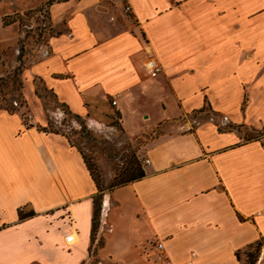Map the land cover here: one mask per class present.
I'll list each match as a JSON object with an SVG mask.
<instances>
[{
  "label": "crops",
  "instance_id": "crops-1",
  "mask_svg": "<svg viewBox=\"0 0 264 264\" xmlns=\"http://www.w3.org/2000/svg\"><path fill=\"white\" fill-rule=\"evenodd\" d=\"M49 10V55L25 84L30 118L0 110V264H164L155 239L170 264H242L236 253L260 241L264 264V0H67ZM35 77L91 124L110 111L129 132L206 117L150 139L144 176L100 194L82 153L44 130ZM242 130L255 136L243 141Z\"/></svg>",
  "mask_w": 264,
  "mask_h": 264
},
{
  "label": "rangeland",
  "instance_id": "rangeland-1",
  "mask_svg": "<svg viewBox=\"0 0 264 264\" xmlns=\"http://www.w3.org/2000/svg\"><path fill=\"white\" fill-rule=\"evenodd\" d=\"M50 1L56 3L64 0H0V77L10 78L7 80V86L3 88V97L8 102L5 105H12L23 118L29 115L25 98L28 70L42 59V52L53 34ZM19 81L22 86H19ZM32 82L48 120L47 128L64 134L82 153L87 167L104 192L119 186V182L127 178L137 166L143 169L142 149L150 139L178 131L184 123L198 122L201 117H206L204 113L207 112H191L183 118L181 115L179 118L174 117L176 119L168 118L167 123L156 125L152 130L141 128L129 132L121 125L120 116L116 111L108 112L103 119L98 120V124H91L86 118L75 119L66 107L59 104L52 93L44 88L38 78L35 77ZM148 110L152 116H159L161 113L154 106ZM136 112L131 110L126 113L125 127L130 128L136 124ZM178 113L177 109L170 107L169 116H177ZM214 120L220 124L218 115H214ZM242 131L243 141L255 136L249 131ZM243 252L241 261L249 264L250 258L246 254H255V246L244 249ZM259 252L255 254L254 264L260 256Z\"/></svg>",
  "mask_w": 264,
  "mask_h": 264
},
{
  "label": "trees",
  "instance_id": "trees-1",
  "mask_svg": "<svg viewBox=\"0 0 264 264\" xmlns=\"http://www.w3.org/2000/svg\"><path fill=\"white\" fill-rule=\"evenodd\" d=\"M64 1H67V0H64ZM53 3H51V1L49 2V5L51 6ZM10 78H7V79H5V78H2V77H0V110H5V111H7V112H9V113H15V112H17V110H16V108H14V107H12V105H11V107H7L5 104H7L8 102H6V100L4 99V94H3V88L4 87H6L7 85V80H9ZM19 86H22V83L19 81ZM20 97L22 98V95L20 94ZM13 106H15L14 105V103H13ZM204 111V109H200V110H198V111H196V113H201V112H203ZM75 119H77V120H80L81 118L80 117H78V116H74V115H72ZM44 130H50V129H48V128H44ZM51 132H56V131H53V130H50ZM87 166V165H86ZM88 170H89V168H88ZM90 171V170H89ZM90 174H91V176H92V178L94 179V177H93V175H92V173H91V171H90ZM144 176V171H143V169L141 168V167H139V166H137L136 167V169H134L133 170V172L131 173V174H129V176H127V178H125V179H123L121 182H119V185H124V184H127V183H129V182H132V181H135V180H139L140 178H142ZM94 181H95V179H94ZM96 182V181H95ZM96 185H97V188H98V191L100 192V194L103 192V190H101L100 189V187H99V185H98V183L96 182ZM101 195H99V197H100ZM98 213H99V204L96 202L95 203V209H94V218H93V229L95 230V228H96V224H97V218H98ZM260 245H261V242L260 241H258V242H256V243H254V244H249L245 249H247V248H251V247H253V246H255V254L256 253H258L259 252V248H260ZM258 250V251H257ZM244 251V250H243ZM244 253V252H243ZM255 254H251V252H249L248 254H246L247 256H248V258H250V262H249V264H254V262H255V260H256V255ZM236 255H237V257H238V259H240L241 260V252L240 251H238L237 253H236ZM242 264H246V263H244L243 261H242Z\"/></svg>",
  "mask_w": 264,
  "mask_h": 264
},
{
  "label": "built area",
  "instance_id": "built-area-1",
  "mask_svg": "<svg viewBox=\"0 0 264 264\" xmlns=\"http://www.w3.org/2000/svg\"><path fill=\"white\" fill-rule=\"evenodd\" d=\"M123 8V13L125 15H129L131 13V7L128 4H124L122 6ZM111 21H115L114 17L110 18ZM49 55V51L47 49H44L42 52V58H45ZM146 70L148 71L149 75L152 77L157 76L160 72H162L161 66L158 64V62L155 59H149L146 63ZM112 106H116V99L113 98L111 101ZM30 115L24 117V120H29ZM145 164H148L149 161L145 160ZM65 240L68 243H72L73 240V234L71 232L67 233L65 236ZM153 256L155 260L158 262L164 263V264H170V260L166 254L165 247L163 242L160 239H155L153 242Z\"/></svg>",
  "mask_w": 264,
  "mask_h": 264
}]
</instances>
